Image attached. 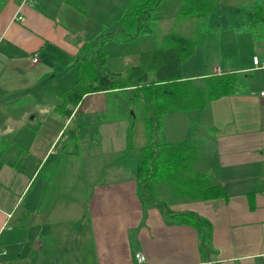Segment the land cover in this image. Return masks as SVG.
<instances>
[{
  "label": "crops",
  "instance_id": "crops-1",
  "mask_svg": "<svg viewBox=\"0 0 264 264\" xmlns=\"http://www.w3.org/2000/svg\"><path fill=\"white\" fill-rule=\"evenodd\" d=\"M128 2L0 0V264H264V68L253 62L264 60V27L258 38L246 28L252 11L218 27L212 14L182 66L183 78L199 83L234 73L239 91L203 109L167 112L158 124L161 142L199 146L195 170L225 195L141 200L131 107L92 100L126 94H87L69 118L57 111L78 78L80 47ZM110 111L117 115L87 123ZM87 127L88 148L78 141ZM186 212L209 221L208 242L177 217Z\"/></svg>",
  "mask_w": 264,
  "mask_h": 264
},
{
  "label": "trees",
  "instance_id": "trees-1",
  "mask_svg": "<svg viewBox=\"0 0 264 264\" xmlns=\"http://www.w3.org/2000/svg\"><path fill=\"white\" fill-rule=\"evenodd\" d=\"M161 1L129 0L124 13L112 22V26L116 25L120 31L115 32L117 35L114 38L108 39L126 43L140 35L153 33L152 15ZM220 2L182 0L180 15L200 18L202 29L199 28L197 34L192 36L176 33L163 35L157 39L156 49L142 52L139 62L124 73H114L106 67V53L101 48L104 41L84 42L75 58L79 70L78 78L61 95V104L57 106V111L64 118L71 116L84 96L99 92L126 94L129 95L126 103L131 108L144 107L147 112L148 141L141 148L137 185L139 196L145 203H153L154 198L143 189L147 190L155 181L168 182L175 194L189 198L212 199L226 194L215 182L190 171L189 166L195 158V146L186 141L164 143L157 140L155 135L159 118L165 113L172 110L203 109L211 100L236 93L240 89L234 73L211 75L204 79V83L182 76L183 64L194 54L195 48L201 43L202 35L211 30L208 20L221 9ZM263 6L264 0L255 1L256 9L246 26L255 33H258L261 26L264 27ZM106 35L110 36L112 32ZM131 129L132 127L129 142ZM72 131L71 139L75 140L76 148L77 134L75 129ZM177 217L182 222H190L198 227L204 243L211 239L212 226L207 219L190 212L177 214Z\"/></svg>",
  "mask_w": 264,
  "mask_h": 264
},
{
  "label": "rangeland",
  "instance_id": "rangeland-1",
  "mask_svg": "<svg viewBox=\"0 0 264 264\" xmlns=\"http://www.w3.org/2000/svg\"><path fill=\"white\" fill-rule=\"evenodd\" d=\"M221 2V9L213 14V20H217L215 26L218 27L219 23H223L225 21H232L235 22L241 21L240 19H245L247 17L248 12L255 11V1L253 0H220ZM252 1V4H251ZM182 4V0H162L156 9L153 11L152 15V25H153V33L140 35L135 40L131 41L130 43H121L117 39L110 40L108 37H115L117 34L114 31L112 23H107L101 26L98 41H104L101 44V48L106 53V67L111 72H118L132 65H136L139 62L138 55L142 52L152 51L157 47V39L161 38L163 35L168 33H176V34H183L186 36H192L197 34V31L202 29V25L200 22V18L198 17H185L180 15L179 10ZM126 7V6H125ZM264 9V6H263ZM121 15L124 13V10L120 12ZM109 32L114 33V35L107 36ZM108 39V40H107ZM106 40V41H105ZM239 50L234 49L233 55L235 58L240 56L238 53ZM194 55V54H193ZM193 55L186 61L188 62L191 60ZM247 56V55H246ZM185 62V63H186ZM129 95H123L122 97L119 95L118 97H109V101L106 96L92 98L93 102H96L98 107H101L102 103L104 105L101 107L106 109V105L109 104L111 109L112 106L121 105L125 103L126 99ZM91 101L87 102V106H89ZM127 102V101H126ZM130 115L134 118V125L131 129V138L129 145L132 148V156L138 153L141 154V148H143L147 141L148 136L146 132V115L147 112L142 106H133V108L129 109L128 111ZM117 115V112L110 111L107 114L97 115L96 117H90L87 121L89 125L93 123V121H104L107 117H114ZM108 119V118H107ZM90 127H87L85 130L82 131L80 134L78 141L80 144L88 148V144L92 143L91 138L88 136L90 133ZM197 132H200L197 129ZM156 139L160 141L159 138V128L157 127L156 132ZM98 140V138H97ZM115 140H113L114 142ZM100 140H98V143ZM103 146L106 147V143L104 140H101ZM91 146V145H90ZM92 147V146H91ZM199 150V146L195 145V160L189 166L191 172H198L196 171V159H197V152ZM201 171V167L197 168ZM200 173V172H198ZM170 184L167 182L159 183V181H155L151 184L146 190L143 189L145 192H149L151 196L157 201H163L166 203L171 202L174 197H181L184 196L182 194H173L171 191Z\"/></svg>",
  "mask_w": 264,
  "mask_h": 264
},
{
  "label": "built area",
  "instance_id": "built-area-1",
  "mask_svg": "<svg viewBox=\"0 0 264 264\" xmlns=\"http://www.w3.org/2000/svg\"><path fill=\"white\" fill-rule=\"evenodd\" d=\"M23 3L26 2L27 0H21ZM23 20V18H19ZM37 58H33V62H37ZM253 62L256 66L263 67L264 68V60H260L257 56L253 58ZM219 73V72H218ZM220 74V73H219ZM261 95L264 96V91L261 92ZM136 258L139 262H143L145 260V256L142 253L136 254Z\"/></svg>",
  "mask_w": 264,
  "mask_h": 264
}]
</instances>
